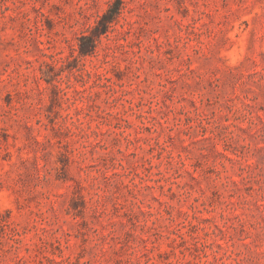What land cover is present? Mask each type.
<instances>
[{
    "label": "rangeland",
    "instance_id": "374dc122",
    "mask_svg": "<svg viewBox=\"0 0 264 264\" xmlns=\"http://www.w3.org/2000/svg\"><path fill=\"white\" fill-rule=\"evenodd\" d=\"M0 0V264H264V0Z\"/></svg>",
    "mask_w": 264,
    "mask_h": 264
},
{
    "label": "trees",
    "instance_id": "16d2710c",
    "mask_svg": "<svg viewBox=\"0 0 264 264\" xmlns=\"http://www.w3.org/2000/svg\"><path fill=\"white\" fill-rule=\"evenodd\" d=\"M120 9V0H115L106 14L101 18V24L103 27H108V24L115 18V16L119 13Z\"/></svg>",
    "mask_w": 264,
    "mask_h": 264
}]
</instances>
